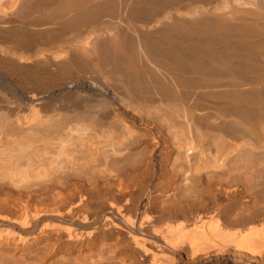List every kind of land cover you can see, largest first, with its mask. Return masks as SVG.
<instances>
[{
  "label": "bare ground",
  "instance_id": "6f19581e",
  "mask_svg": "<svg viewBox=\"0 0 264 264\" xmlns=\"http://www.w3.org/2000/svg\"><path fill=\"white\" fill-rule=\"evenodd\" d=\"M0 264H264V0H0Z\"/></svg>",
  "mask_w": 264,
  "mask_h": 264
}]
</instances>
